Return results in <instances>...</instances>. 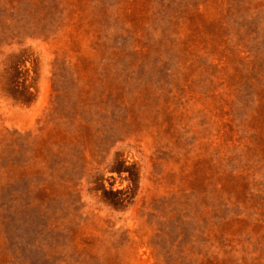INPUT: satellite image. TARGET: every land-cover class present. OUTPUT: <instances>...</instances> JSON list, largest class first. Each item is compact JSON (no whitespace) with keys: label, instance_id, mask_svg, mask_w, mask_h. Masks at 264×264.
<instances>
[{"label":"rangeland","instance_id":"rangeland-1","mask_svg":"<svg viewBox=\"0 0 264 264\" xmlns=\"http://www.w3.org/2000/svg\"><path fill=\"white\" fill-rule=\"evenodd\" d=\"M0 264H264V0H0Z\"/></svg>","mask_w":264,"mask_h":264}]
</instances>
